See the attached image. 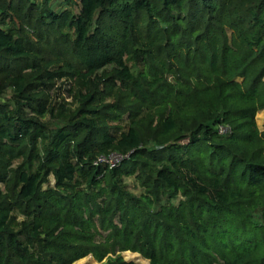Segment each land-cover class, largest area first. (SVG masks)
I'll return each instance as SVG.
<instances>
[{
  "label": "trees",
  "instance_id": "1",
  "mask_svg": "<svg viewBox=\"0 0 264 264\" xmlns=\"http://www.w3.org/2000/svg\"><path fill=\"white\" fill-rule=\"evenodd\" d=\"M56 1L0 0V264H264V0Z\"/></svg>",
  "mask_w": 264,
  "mask_h": 264
},
{
  "label": "rangeland",
  "instance_id": "2",
  "mask_svg": "<svg viewBox=\"0 0 264 264\" xmlns=\"http://www.w3.org/2000/svg\"><path fill=\"white\" fill-rule=\"evenodd\" d=\"M75 2H77L78 4L80 3L81 0H74ZM66 0H57L54 4V7L56 10L60 11V10H64L66 8H68L65 5ZM75 13H79V8H75L74 9ZM239 82H241V80H239ZM72 87V83L69 80H60L57 82L55 89L53 91V98H55L56 100H58V108L61 105H65V107L67 108L66 113L60 118V119H64V118H69L73 115V113L76 112V107L77 105L75 104V101L72 97H70V94L68 93V91L70 90V88ZM13 91H9L5 97L4 100L8 101V102H12L11 100L13 99ZM45 121L49 124H51V126L53 127V129H57L58 127V123L61 122L60 120H56L55 118L52 119L50 116H48ZM256 122L258 127L260 128V130H264V111L260 112L257 115L256 118ZM51 186L50 187H54L55 186V180L54 177H51ZM123 185L127 187L128 191L133 193L134 195L140 196L143 191L139 188V186L137 185L135 178H124L123 181ZM46 187V186H45ZM0 188H3V186L0 184ZM48 188V186L46 187ZM180 197L176 200H174V203L176 205H178L179 201H180ZM123 257L125 258V260L129 261V262H135L137 264H150L149 261L145 260L143 257H141L140 255H136L133 253H124ZM77 264H100L98 263L92 256L85 258L84 260H82L81 262L77 263Z\"/></svg>",
  "mask_w": 264,
  "mask_h": 264
},
{
  "label": "built area",
  "instance_id": "3",
  "mask_svg": "<svg viewBox=\"0 0 264 264\" xmlns=\"http://www.w3.org/2000/svg\"><path fill=\"white\" fill-rule=\"evenodd\" d=\"M220 133L221 134H227L228 133V129L221 128L220 129ZM122 161H124V158L123 157H121L119 155H112L109 158H107V157L100 158L95 163V166H99V165H109L111 168H114L117 165H119Z\"/></svg>",
  "mask_w": 264,
  "mask_h": 264
}]
</instances>
